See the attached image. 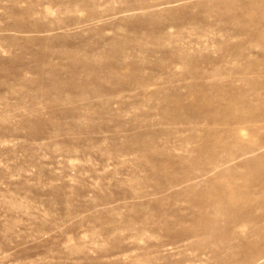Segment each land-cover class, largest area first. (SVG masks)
Returning <instances> with one entry per match:
<instances>
[{
    "label": "rangeland",
    "instance_id": "374dc122",
    "mask_svg": "<svg viewBox=\"0 0 264 264\" xmlns=\"http://www.w3.org/2000/svg\"><path fill=\"white\" fill-rule=\"evenodd\" d=\"M0 264H264V0H0Z\"/></svg>",
    "mask_w": 264,
    "mask_h": 264
}]
</instances>
